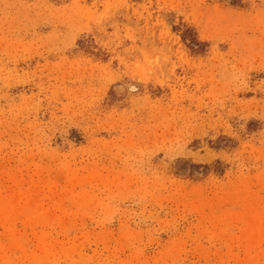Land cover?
<instances>
[{"label":"rangeland","instance_id":"1","mask_svg":"<svg viewBox=\"0 0 264 264\" xmlns=\"http://www.w3.org/2000/svg\"><path fill=\"white\" fill-rule=\"evenodd\" d=\"M0 264H264V0H0Z\"/></svg>","mask_w":264,"mask_h":264}]
</instances>
